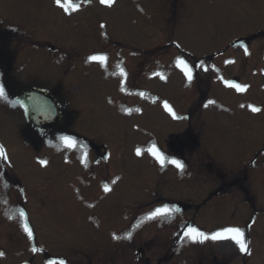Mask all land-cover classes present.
<instances>
[{
	"label": "rangeland",
	"instance_id": "374dc122",
	"mask_svg": "<svg viewBox=\"0 0 264 264\" xmlns=\"http://www.w3.org/2000/svg\"><path fill=\"white\" fill-rule=\"evenodd\" d=\"M76 2L80 4L79 9L63 13L55 0H0V27L12 29L14 33L9 43L14 56L11 75L18 82L36 80L35 83L52 90L56 87L52 88L51 84L62 83L58 88L61 109L67 114L73 109L78 112L73 129L100 149L106 144L112 153L108 162L95 164L93 153L86 155L89 149L84 139L72 136L78 145L69 148L62 139L69 136H59L58 128L43 132L41 145L44 147L37 151L44 153L43 158L35 155L19 139V128L24 124L22 110L4 86L0 69V86L4 88V95L0 96V144L9 154L8 159L0 162L10 172L9 175L0 167V244L10 245V264H22L26 259L30 261L28 264H44L41 262L44 255L38 250L31 255L26 242L21 240L19 234L24 225L16 223L19 215L14 216L7 210L14 201H26L30 195L36 198L35 203H32L35 200L30 202L29 210L35 216L37 239L46 248L43 250L52 251L54 258L63 255L72 264H264V158L259 156L263 159H258L255 166L247 162L264 146V93L258 89V83L264 79L259 80V73L254 72L263 66L261 59L256 62L248 59L244 63L243 58L232 57L229 50L215 58L221 63L230 57L232 64L219 70L226 75L239 74L250 87L233 98L235 105L251 104L263 109L255 115L231 112L222 106L216 109L211 107L213 103L207 102L203 111H194L189 122L193 132L200 135L201 144L192 151L186 164L188 169L198 171V176L194 173L178 176L175 165L168 171L161 169L173 165L170 163L176 159L173 154L165 155L163 165L159 161L155 165L145 155L147 144L162 145L167 128L175 130L181 125L185 128L182 119L165 114V101L173 105L171 100L181 87L188 88L185 90L187 101L194 93L189 87L191 82L180 70L177 74L168 69L174 67L178 58L174 55L176 49L170 46L171 50H167V44L160 41L179 43L190 57H205L206 61L192 59L193 64L190 63L193 73L196 68V77L200 74L203 77L209 65L207 56L227 45L231 38L252 35L257 39V52L264 51V0H160L155 3L154 0H114L111 5L103 6L95 0ZM180 5H185V9L177 12ZM171 10L174 12L169 13ZM105 32L113 40L125 43L117 51L108 49L119 63L130 54L127 51L133 53L130 63L125 62L131 77L135 79L138 74L144 82L147 72L156 67L142 84H149V91L127 92L130 79L127 80L122 70L109 73L100 61H84L94 54L92 51L103 50L106 42H112L102 34ZM111 47L117 45L114 43ZM233 50L238 57L245 53L241 46ZM115 51L121 52L116 55ZM139 55L147 63L137 73L131 68L137 67ZM189 56L183 53L180 57L187 60ZM164 62L168 66H163ZM7 105L16 108L13 113L6 111ZM199 116L205 122L199 123ZM209 116L213 120H207ZM199 125L204 128L199 129ZM137 148L141 149L139 156ZM201 152L213 162H208L209 158ZM45 154L50 160L42 165L40 161L46 160ZM209 164L211 172L206 166ZM203 165L206 172L201 170ZM209 173L211 177L206 176ZM11 175L23 184L22 195L4 185L2 176ZM233 176L236 186L226 187L208 206L184 212L178 208L179 212L170 211L154 218L143 215L165 205L177 208L168 203L161 206L146 203L158 196L188 198L200 205L205 194L217 186L218 178L226 180ZM156 187L158 190L152 193ZM134 216H139L138 222L124 233L114 232L131 223ZM13 220L15 223L10 225ZM189 220L193 222L191 226L209 234L223 225L242 227L247 232L245 238L250 241V254L240 252L231 240L208 239L201 243L184 236ZM138 247L145 250L141 257L135 253Z\"/></svg>",
	"mask_w": 264,
	"mask_h": 264
},
{
	"label": "snow or ice",
	"instance_id": "6c2138e0",
	"mask_svg": "<svg viewBox=\"0 0 264 264\" xmlns=\"http://www.w3.org/2000/svg\"><path fill=\"white\" fill-rule=\"evenodd\" d=\"M55 2L57 5L64 8V10L66 12L70 11V10H73V11L77 10L80 7V4L74 2V0H55ZM100 2L102 4L111 5L114 2V0H100ZM88 59L92 60V61L103 62L106 60V57L103 55H92V56H89ZM201 64H203V62H201ZM176 65H177V67H180L183 70L185 76L187 77V79L189 81H191L193 79V68L190 67L188 61H186L183 57H178L176 60ZM196 67H199V65H197ZM225 83L229 84L231 87H234L238 92H243L247 88L246 84L241 85V84L233 83L231 81H225ZM3 95H4V88H3V86H0V96H3ZM211 103H213V101H209V104H211ZM164 107L169 112H171L173 114V116L176 115L173 112L172 107L166 101L164 103ZM249 107L252 108L253 112H259L260 111L259 108L253 107L251 105ZM62 139L67 141V146L69 148H74L78 145V141L73 140V138H71V137H62ZM148 152L151 153V155L153 157H155L161 163V165H163L165 163L164 155L161 153V151L159 149H157L155 144L151 145L148 148ZM136 154L138 156L141 155V149L140 148L136 149ZM0 158L7 159L6 153H5L2 145H0ZM40 163L42 165H46L47 161L41 160ZM170 163L175 165L178 169H181V170L184 167L182 161L175 159V158L171 159ZM108 190H109L108 185H105V191H108ZM170 211L179 212L180 210L178 208H169L167 205H165L163 208H157V209H155V211L151 212L149 214V218H154L157 215L167 213ZM24 215H25L24 211L21 210L20 216L23 217ZM25 231L28 233V237L31 238L33 233H32V230L28 227L27 223H25ZM184 236L190 237L193 241H199L201 243H203L204 241H206L208 239H211L213 241L231 240L235 243L236 246H238L240 252L247 253V254H250V252H251V249L249 246L250 242L245 238V232L240 227H231V226L222 227L219 231H215V232L209 234V233H205L203 231H200L196 227L189 225L187 230L184 233ZM33 250L35 251V249H33ZM0 255H3V253H0ZM49 264H56V261H49ZM59 264H64V261L60 260Z\"/></svg>",
	"mask_w": 264,
	"mask_h": 264
},
{
	"label": "water",
	"instance_id": "95a60500",
	"mask_svg": "<svg viewBox=\"0 0 264 264\" xmlns=\"http://www.w3.org/2000/svg\"><path fill=\"white\" fill-rule=\"evenodd\" d=\"M17 95L26 107L27 116L31 124L45 129L54 126L58 121L57 104L46 93L29 88H18ZM49 115L50 120L43 116Z\"/></svg>",
	"mask_w": 264,
	"mask_h": 264
},
{
	"label": "trees",
	"instance_id": "16d2710c",
	"mask_svg": "<svg viewBox=\"0 0 264 264\" xmlns=\"http://www.w3.org/2000/svg\"><path fill=\"white\" fill-rule=\"evenodd\" d=\"M30 141H31V142H34V138H33V136H30ZM183 205H188V204H183Z\"/></svg>",
	"mask_w": 264,
	"mask_h": 264
}]
</instances>
